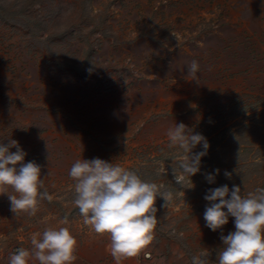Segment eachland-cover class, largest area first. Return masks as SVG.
<instances>
[{
    "label": "rangeland",
    "instance_id": "rangeland-1",
    "mask_svg": "<svg viewBox=\"0 0 264 264\" xmlns=\"http://www.w3.org/2000/svg\"><path fill=\"white\" fill-rule=\"evenodd\" d=\"M262 5L0 0V144L19 142L24 162L41 167V191L50 197H38L35 215H15L8 194L0 195V223L5 215L16 228L12 254L31 250L33 234L65 227L78 242L73 264H116L110 235L97 234L74 205L69 176L77 160L100 158L174 194L167 207L157 197L153 239L121 264H193L204 248L208 264H217L220 236L235 231V218L221 230L207 227L208 189L235 185L244 197L264 188ZM194 60L199 70L191 76ZM180 123L210 145L193 188L172 176L182 151L169 146L168 132ZM215 169L208 183L205 174Z\"/></svg>",
    "mask_w": 264,
    "mask_h": 264
},
{
    "label": "clouds",
    "instance_id": "clouds-1",
    "mask_svg": "<svg viewBox=\"0 0 264 264\" xmlns=\"http://www.w3.org/2000/svg\"><path fill=\"white\" fill-rule=\"evenodd\" d=\"M198 70V62L192 61L189 75L195 76ZM168 138L170 147L182 151V155L172 159L173 179L182 188H193L191 177L200 172L201 160L210 145L202 134L193 133L183 123L170 129ZM198 145L203 150L193 152ZM12 148L16 151H10ZM26 156L14 139L0 144V195L8 194L10 210L15 215L21 212L35 215L38 197L50 198L46 190L41 191L44 188L41 167L33 161L25 163ZM164 171H167L165 166ZM219 172L215 169V174L206 173V181L215 183ZM224 175L231 178L228 171ZM69 176L74 181V205L85 224L99 235H110V255L116 264L135 257L151 242L157 219V197L164 200L162 207H167L174 195L171 191H161L164 185L147 182L135 171L100 158L77 160ZM185 181H188L186 185ZM9 186L14 194L7 192ZM204 199L210 203L204 219L212 231L223 229L229 223V216L235 218V231L220 236L223 247L216 253L217 264H264V188L242 197L239 186L229 189L223 185L208 189ZM77 243L68 228H48L42 234H33L32 249H18L10 256L9 264H28L33 256L39 264H73L77 259ZM209 255L204 248L192 257V262L208 264Z\"/></svg>",
    "mask_w": 264,
    "mask_h": 264
},
{
    "label": "crops",
    "instance_id": "crops-1",
    "mask_svg": "<svg viewBox=\"0 0 264 264\" xmlns=\"http://www.w3.org/2000/svg\"><path fill=\"white\" fill-rule=\"evenodd\" d=\"M3 227V233H0V264H9L10 256L12 255L11 251V241L14 240L16 230L14 220L6 219L5 215H3V219L1 221ZM13 236V237H12Z\"/></svg>",
    "mask_w": 264,
    "mask_h": 264
},
{
    "label": "built area",
    "instance_id": "built-area-1",
    "mask_svg": "<svg viewBox=\"0 0 264 264\" xmlns=\"http://www.w3.org/2000/svg\"><path fill=\"white\" fill-rule=\"evenodd\" d=\"M18 249H20V248H15L14 250H13V254L18 250Z\"/></svg>",
    "mask_w": 264,
    "mask_h": 264
}]
</instances>
